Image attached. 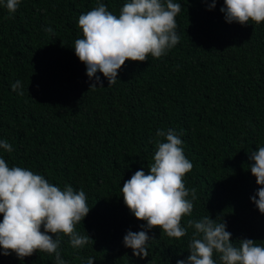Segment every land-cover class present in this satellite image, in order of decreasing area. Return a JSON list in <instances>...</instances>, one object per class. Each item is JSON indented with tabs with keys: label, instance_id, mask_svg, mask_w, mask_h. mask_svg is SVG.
<instances>
[{
	"label": "trees",
	"instance_id": "16d2710c",
	"mask_svg": "<svg viewBox=\"0 0 264 264\" xmlns=\"http://www.w3.org/2000/svg\"><path fill=\"white\" fill-rule=\"evenodd\" d=\"M127 2L21 0L10 14L0 0V140L13 148H0V158L62 190L85 192L91 210L76 231L92 240L73 248L61 234L66 264L89 257L94 264H177L189 255L194 229L175 239L154 228L147 233L149 256L136 257L124 236L144 230L145 222L121 194L137 170L148 174L157 130L173 129L193 164L185 186L197 195L182 225L218 217L235 246L244 238L264 246V214L251 200L260 186L250 168L251 152L264 146V23H228L224 0L211 9L212 0H173L181 4L179 43L159 59L126 61L110 87L98 72L104 87L89 90L94 78L73 48L82 38L79 17L98 3L118 15ZM16 81L21 87L13 91ZM2 253L0 264H55L45 252L23 260Z\"/></svg>",
	"mask_w": 264,
	"mask_h": 264
},
{
	"label": "clouds",
	"instance_id": "9594fccd",
	"mask_svg": "<svg viewBox=\"0 0 264 264\" xmlns=\"http://www.w3.org/2000/svg\"><path fill=\"white\" fill-rule=\"evenodd\" d=\"M20 2L6 0L8 12L15 13ZM216 2L212 0L210 9L215 8ZM180 11L181 4L173 0H128L118 15L103 3L82 14L78 20L82 38L75 41L73 48L85 64L89 79L94 78L89 90L104 87L98 72L103 73L110 87L116 83L126 61L145 62L149 55L159 59L173 49L180 40L176 21ZM220 11L228 23H264V0H224ZM11 87L16 91L21 82L16 81ZM150 142L155 143L156 151L148 174L137 170L121 188L125 205L136 219L145 222L141 225L144 230L127 231L125 247L144 259L149 256L148 231L158 227L162 235L180 239L192 228L189 255L177 260V264H217L214 254L218 255L220 264H264V246L248 238L238 240L239 246H235L226 222H219L218 217L215 220L211 216L199 221L188 219L187 226L182 225V219L191 216L193 201L197 199L196 189H188L184 183L193 164L184 155L183 141L173 129L157 130L156 138ZM0 148L9 153L13 151L6 140H0ZM250 159L253 161L251 173L260 186L251 200L264 214V146L251 152ZM86 200L82 189L76 191L66 185L62 190L43 175L19 166L9 167L5 159L0 158L2 254L15 253L23 260L37 251L45 252L55 255V264H66L59 251L61 234L69 237L73 248H82L91 239L88 234L76 231V225L91 210ZM86 264H94V258L89 257Z\"/></svg>",
	"mask_w": 264,
	"mask_h": 264
}]
</instances>
